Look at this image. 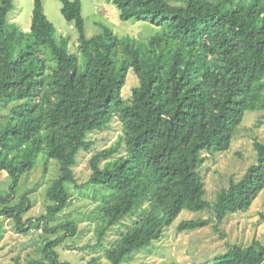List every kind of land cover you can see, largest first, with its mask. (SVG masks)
<instances>
[{
    "label": "trees",
    "instance_id": "1",
    "mask_svg": "<svg viewBox=\"0 0 264 264\" xmlns=\"http://www.w3.org/2000/svg\"><path fill=\"white\" fill-rule=\"evenodd\" d=\"M60 1L62 16L79 34L76 52L68 51L67 38H55L42 0H33L25 31L7 20L12 0H0V103L26 99L0 120V171L11 178L0 193V216L21 234L42 228L75 235V220L53 226L48 220L69 203L64 184L76 183V154L92 145L86 134L101 131L114 116L125 153L112 165L106 160L117 147L93 154L86 181L104 188L95 205L98 239L119 220L138 218L106 250L108 264H124L148 249L183 209L212 210L213 217L183 219L178 231L247 211L264 191V142H253L256 161L212 202L196 168L206 154L229 149L247 111H264V0H107L120 19L158 26L147 40L117 36L106 26L87 38L80 0ZM130 68L138 84L124 99ZM41 150L58 160L59 173L47 188L45 213L24 220L33 188L14 201L15 188ZM61 239H44L43 257L26 264H70L55 250ZM213 264H264V242L232 244Z\"/></svg>",
    "mask_w": 264,
    "mask_h": 264
},
{
    "label": "rangeland",
    "instance_id": "2",
    "mask_svg": "<svg viewBox=\"0 0 264 264\" xmlns=\"http://www.w3.org/2000/svg\"><path fill=\"white\" fill-rule=\"evenodd\" d=\"M81 14L84 20V36L91 37L102 30V26L110 28L117 36H135L147 40L159 30L158 26L149 20L128 19L119 17L117 7L107 0H80ZM13 8L7 15V20L22 30H29L33 0H12ZM42 9L55 28L57 40L67 38V49L76 52L79 34L68 23L61 13L60 0H42ZM79 64L82 60L79 57ZM82 69V66L80 67ZM133 69L127 72L126 82L121 89V96L126 99L132 88L137 85ZM26 102L16 100L0 103V120L7 117L10 107ZM122 136V126L117 117L101 131H90L87 140L92 142L89 151L79 150L76 163L72 169L76 183L65 182L70 200L62 211L49 218L50 225H56L63 219L70 218L77 222V233L64 236L63 230L55 233H44L42 228L26 234L15 231L13 220L0 216V264H26L31 259L42 258L40 246L44 239H63L57 241L55 250L60 259L70 264H86L92 258H97L94 264H108L105 256L108 248L114 246L122 231L126 230L138 215H129L109 227L100 240L98 239V221L95 205L100 202L102 189L99 185H86L91 169L89 160L93 154L103 149L117 147L106 161L112 165L116 159L125 153ZM264 142V111H247L235 131L228 150L206 154L203 162L197 165V172L204 181L205 199L212 202L218 191L229 185L230 178L239 180L248 166L256 161L253 142ZM105 160L101 162V165ZM57 159H46L41 150L31 170L21 176L16 188L14 201L27 189L33 188L28 195L31 207L23 214V219L36 218L45 213L47 188L59 173ZM11 182L5 171H0V193H5ZM106 189V188H105ZM264 191L252 202L245 212L229 213L220 223L211 221L208 225L194 229L178 231L177 224L183 219L213 217L212 210L189 211L183 209L175 221L166 227L159 239L147 249L135 251L128 255L124 264H162L164 262L213 264L219 253L225 252L232 244L248 245L256 239L264 242Z\"/></svg>",
    "mask_w": 264,
    "mask_h": 264
}]
</instances>
